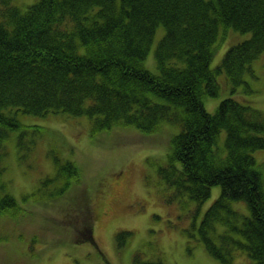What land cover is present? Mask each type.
Wrapping results in <instances>:
<instances>
[{
    "label": "trees",
    "instance_id": "trees-1",
    "mask_svg": "<svg viewBox=\"0 0 264 264\" xmlns=\"http://www.w3.org/2000/svg\"><path fill=\"white\" fill-rule=\"evenodd\" d=\"M190 14L198 18L191 21ZM161 25L159 71L152 72L145 62ZM229 28L251 35L212 67L219 47L236 40ZM263 52L264 0H38L27 7L0 0V176L6 169L4 139L22 125L19 111L86 116L95 132L117 125L147 136L171 130L167 159L157 169L162 192L172 190L170 196L186 206L194 202L200 213L220 186L192 228L222 264H238L239 258L264 264V160L255 154L264 149V110L234 97L241 84L248 87L246 73ZM223 72L231 95L210 112L204 99L218 96L217 74ZM82 176L67 160L41 186L60 181L54 190L60 196ZM0 205L3 213L20 208L1 191ZM86 205L84 235L94 219ZM131 233L118 232L121 245ZM136 263L170 264L161 257H137Z\"/></svg>",
    "mask_w": 264,
    "mask_h": 264
},
{
    "label": "rangeland",
    "instance_id": "rangeland-1",
    "mask_svg": "<svg viewBox=\"0 0 264 264\" xmlns=\"http://www.w3.org/2000/svg\"><path fill=\"white\" fill-rule=\"evenodd\" d=\"M37 1L12 3L27 7ZM229 30L236 40L219 47L212 67L232 45L251 35ZM164 33L165 27L159 26L145 62L152 72L159 71L155 51ZM224 34L221 27L219 36ZM217 79L218 96L204 99L210 112L231 95L225 72L218 73ZM245 80L248 87L241 84L234 97L248 99L253 107L264 110V52ZM18 113L22 125L11 129L4 139L6 169L0 176V191L13 195L20 208L17 214L0 210V264H137V257H161L170 264H222L191 226L193 220L203 218L221 187H213L200 213L194 202L186 206L180 197L170 196L172 190L162 192L157 169L167 159L171 130L170 135L147 136L136 127L117 125L95 132L93 121L86 116ZM256 152L258 161L264 160V149ZM67 160L82 169L83 181L79 185L71 182L70 189L57 196L54 190L60 181L44 186L41 181L54 176L58 165ZM86 204L94 219L84 235ZM240 209L248 213L242 203ZM126 230L132 233L126 245H121L117 234ZM84 237L88 238L82 241Z\"/></svg>",
    "mask_w": 264,
    "mask_h": 264
},
{
    "label": "bare ground",
    "instance_id": "bare-ground-1",
    "mask_svg": "<svg viewBox=\"0 0 264 264\" xmlns=\"http://www.w3.org/2000/svg\"><path fill=\"white\" fill-rule=\"evenodd\" d=\"M36 3V2H35ZM34 4V3H33ZM216 4H218V2H216ZM190 16H191V21L193 20V17H195V18H198V16L196 15V14H193V15H191L190 14ZM187 18H189V17H187ZM194 18V19H195ZM114 42H110L109 44H108V46L112 49V50H114V49H116V47L114 48ZM113 53H114V55L116 56V52H114V51H112ZM147 57H148V55H147ZM16 128H18V126H16ZM11 130V129H10ZM10 133V132H9ZM9 133H8V135H9Z\"/></svg>",
    "mask_w": 264,
    "mask_h": 264
}]
</instances>
